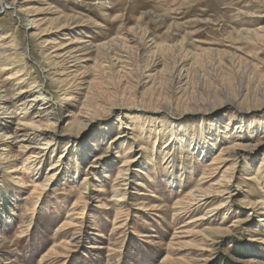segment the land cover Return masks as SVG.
<instances>
[{"label": "rangeland", "instance_id": "1", "mask_svg": "<svg viewBox=\"0 0 264 264\" xmlns=\"http://www.w3.org/2000/svg\"><path fill=\"white\" fill-rule=\"evenodd\" d=\"M0 146V264H264V0H0Z\"/></svg>", "mask_w": 264, "mask_h": 264}, {"label": "bare ground", "instance_id": "2", "mask_svg": "<svg viewBox=\"0 0 264 264\" xmlns=\"http://www.w3.org/2000/svg\"><path fill=\"white\" fill-rule=\"evenodd\" d=\"M247 31V30H246ZM245 33V32H244ZM242 35V34H241ZM82 42H84V41H82ZM111 44V43H110ZM110 46V45H109ZM115 47V46H114ZM18 76V75H17ZM7 79H8V77H6ZM16 79V78H15ZM5 85V84H4ZM5 87V86H4ZM26 92V89H20L16 94L17 95H21V94H23V93H25ZM28 92V91H27ZM39 96V95H38ZM38 96H32V97H28V98H25V100L23 101V102H21L20 104H23V105H25V104H31V103H33V102H35V101H37L38 99H40V97H38ZM19 97V96H18ZM16 98V97H15ZM74 100V99H73ZM14 104V103H13ZM43 107H39V109H40V112H43L44 111V109H42ZM37 116H39V117H41V118H43V114L42 113H40L39 115H37ZM39 121V120H38ZM28 126V125H27ZM24 123H22V122H20L19 123V126H18V128L16 129V131L17 130H24V128L25 127H27ZM32 129H35L36 131L38 130V131H41L42 130V128L41 127H38V126H35L34 128H32ZM22 133V132H21ZM14 138V135L13 134H8L7 136H6V138H5V140H10V139H13ZM21 141L22 140H25V139H20ZM27 140V139H26ZM30 141V140H29ZM20 142V141H19ZM6 143V142H5ZM4 145V144H3ZM7 146V145H6ZM16 147V146H15ZM34 148V147H33ZM37 148H39V147H37ZM0 149H2V150H5L6 149V147H2V146H0ZM231 153V152H230ZM234 154V153H233ZM36 156V155H35ZM232 156V155H231ZM237 157V156H236ZM235 157V158H236ZM233 158H234V155H233ZM130 161V160H129ZM236 161V160H235ZM220 162V161H219ZM231 162H232V160H231ZM224 163V162H223ZM19 168V167H18ZM203 179V178H202ZM252 181V180H251ZM21 184V183H20ZM224 188V187H223ZM227 189V188H226ZM230 190V189H229ZM197 191V190H196ZM211 191V190H210ZM213 191V190H212ZM199 192H202V191H199ZM206 192H207V190H206ZM215 192V191H214ZM217 192V191H216ZM228 192V191H227ZM205 193V192H204ZM211 193V192H210ZM209 193V194H210ZM197 194V193H196ZM195 194V195H196ZM212 194V193H211ZM218 194H219V192H218ZM224 194V193H223ZM201 195H203L204 197L203 198H207V197H210L211 195H206V193L205 194H201ZM217 195V194H216ZM197 196V195H196ZM224 196V195H223ZM229 196V195H228ZM232 196V195H231ZM197 197H199V196H197ZM195 198V197H194ZM228 199V198H227ZM199 200H200V198H199ZM196 204H198V202H194L193 203V205H196ZM192 206V205H191ZM222 207V206H221ZM192 209V208H191ZM182 212V211H181ZM179 214V213H178ZM209 217V216H208ZM203 219H204V217H203ZM201 220H202V218H201ZM186 225V224H185Z\"/></svg>", "mask_w": 264, "mask_h": 264}]
</instances>
